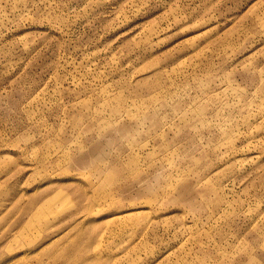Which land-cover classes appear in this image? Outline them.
Instances as JSON below:
<instances>
[{"label":"rangeland","instance_id":"374dc122","mask_svg":"<svg viewBox=\"0 0 264 264\" xmlns=\"http://www.w3.org/2000/svg\"><path fill=\"white\" fill-rule=\"evenodd\" d=\"M0 264H264V0H0Z\"/></svg>","mask_w":264,"mask_h":264}]
</instances>
